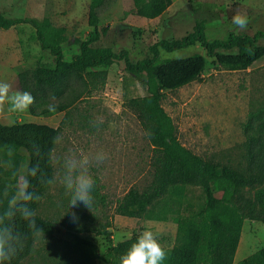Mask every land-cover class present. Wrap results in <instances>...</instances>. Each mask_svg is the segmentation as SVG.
<instances>
[{"label": "rangeland", "instance_id": "rangeland-1", "mask_svg": "<svg viewBox=\"0 0 264 264\" xmlns=\"http://www.w3.org/2000/svg\"><path fill=\"white\" fill-rule=\"evenodd\" d=\"M90 0H0V13L7 18H34L47 32L63 29V59L70 60L80 42L94 27L87 24ZM249 5V6H248ZM245 15L248 24L241 30L233 16ZM197 22L205 25L207 40L225 39L229 32L253 34L264 31V0H172L158 17L136 14L132 0H115L97 25L99 38L93 46L109 47L114 52L126 50L131 61L149 57V46L160 39L180 38ZM264 45V39H259ZM201 53L205 69L197 80L164 92L161 106L171 117L178 141L193 153L220 165L243 170L246 164V122L256 126L264 119V56L247 69H229L216 64L198 45L166 52L161 58H181ZM55 60L42 50L30 24L0 28V82L20 91L18 74L34 67L54 68ZM72 77L68 90L45 94L46 102L37 99L36 113L51 103L65 108L54 114L32 115L11 112L5 104L0 110V124L15 122L45 123L58 128L51 156L53 179L40 196L37 215L56 224L58 232L38 236L33 251L23 264H83L77 238L98 246L94 264H107L98 258L116 243L145 230L157 233L163 248H171L177 225L145 217L130 218L116 211L129 189L147 190L155 179L153 150L149 136L137 118L131 99L145 95L139 78L124 69L123 61L108 67L84 69L81 78ZM255 115L258 119L252 118ZM107 154L102 163L93 160L89 173L95 180L94 205L70 207L71 196L63 185L64 162L75 155L93 157ZM10 167L19 172L18 195L23 187L27 156L19 150ZM181 190V189H180ZM187 197L185 213L196 212L204 203L200 185H186L180 191ZM264 192V184L242 194L255 200ZM183 198V196L181 197ZM257 203L252 217L244 221L234 261L237 262L264 246V208ZM79 217L73 223L71 214ZM239 248V250H238ZM87 249V248H85Z\"/></svg>", "mask_w": 264, "mask_h": 264}, {"label": "trees", "instance_id": "trees-1", "mask_svg": "<svg viewBox=\"0 0 264 264\" xmlns=\"http://www.w3.org/2000/svg\"><path fill=\"white\" fill-rule=\"evenodd\" d=\"M115 0H90L87 24L94 29L79 44V50L70 60L63 59L61 34L63 29L45 25L34 18H7L0 13V28L10 29L16 24H30L42 50L55 60L54 68L34 67L18 74L20 91H29L35 97L29 108L32 115L54 114L63 104L51 103L36 113L35 106L46 102L45 94H62L70 87L72 77L81 78L84 69L108 67L123 61L124 69L140 79L145 95L131 99L137 118L147 131L152 146V165L155 179L143 191L129 189L116 211L126 217L164 222L172 220L176 234L163 264H264V246L235 262L243 226V213L252 217L257 203L264 208V192L257 202L242 194L243 188L252 189L264 184V119L256 126L248 120L246 134V164L243 170L220 165L193 153L177 139L171 117L161 106L165 91L182 87L202 75L206 58L195 53L181 58H161L160 50H174L198 44L218 66L229 69H247L264 56V31L253 34L229 32L225 39L207 40L205 25L197 22L191 31L180 38L160 39L149 46L150 56L131 61L126 50L114 52L109 47L93 46L99 38L97 25ZM136 14L153 19L161 15L172 0H132ZM58 128L45 123L15 122L0 124V264H23L33 251L38 236L58 232L56 224L36 213L39 199L25 201L18 195L19 172L10 167V161L19 150L27 156L23 184L27 191L39 197L50 187L53 179L51 156ZM36 168L35 176L30 175ZM186 185H200L204 203L196 211L185 213L189 205L180 191ZM181 189V190H180ZM183 196V198H181ZM139 234L120 241L98 258L107 264H120ZM83 264H94L97 245L77 238ZM87 248V249H85Z\"/></svg>", "mask_w": 264, "mask_h": 264}, {"label": "clouds", "instance_id": "clouds-1", "mask_svg": "<svg viewBox=\"0 0 264 264\" xmlns=\"http://www.w3.org/2000/svg\"><path fill=\"white\" fill-rule=\"evenodd\" d=\"M233 23L243 30L248 24V19L245 15H234ZM35 102V97L29 91H15L12 92V86L7 82H0V110L5 104L8 105V110L11 112L27 111ZM54 106L49 105V110H53ZM107 154L104 152H97L93 157L84 155L77 158L75 155L66 159L64 167L66 173L63 177V185L70 194V207H77L78 204H83L87 210H91L94 205V197L92 195L95 187V180L89 173V167L93 160L95 163H102L106 159ZM37 169L33 168L30 175L35 176ZM29 183L24 181L23 187L19 195L25 201H31L32 193L27 191ZM73 223H79V217L71 214ZM157 233L151 230L143 231L136 242L131 245L128 251L120 258V264H163L167 253L158 242ZM131 238V237H129Z\"/></svg>", "mask_w": 264, "mask_h": 264}, {"label": "crops", "instance_id": "crops-1", "mask_svg": "<svg viewBox=\"0 0 264 264\" xmlns=\"http://www.w3.org/2000/svg\"><path fill=\"white\" fill-rule=\"evenodd\" d=\"M249 6V5H248ZM238 250H239V248H238Z\"/></svg>", "mask_w": 264, "mask_h": 264}]
</instances>
